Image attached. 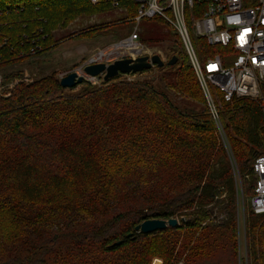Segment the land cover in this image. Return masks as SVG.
I'll return each mask as SVG.
<instances>
[{
  "label": "trees",
  "instance_id": "obj_1",
  "mask_svg": "<svg viewBox=\"0 0 264 264\" xmlns=\"http://www.w3.org/2000/svg\"><path fill=\"white\" fill-rule=\"evenodd\" d=\"M118 2L134 21L138 3ZM112 5L0 0V71L56 48L55 31L79 17L111 12ZM196 9L186 10L189 28L203 15ZM105 28H88L77 37ZM140 41L167 42L161 33L141 35ZM193 45L202 58L226 51L203 39ZM180 46L172 56L178 58L173 73L101 79L95 87L85 82L78 92L79 86L64 89L53 75L29 82L22 73H3L0 264H153L157 258L179 264L185 254L184 264H264V215L249 205L246 260L239 256L237 189L238 175L247 198L254 194L252 162L264 153V111L248 99L216 101L234 168ZM217 204L225 214L220 222L211 220ZM178 216L183 224L176 228L135 232L147 219Z\"/></svg>",
  "mask_w": 264,
  "mask_h": 264
},
{
  "label": "built area",
  "instance_id": "obj_2",
  "mask_svg": "<svg viewBox=\"0 0 264 264\" xmlns=\"http://www.w3.org/2000/svg\"><path fill=\"white\" fill-rule=\"evenodd\" d=\"M135 1L139 5L135 21L159 17L180 38L215 121L217 133L223 139L232 165L236 168L230 146L225 140L215 100L219 96L226 103H231L234 99H248L258 103L264 111V0ZM90 2L96 5L99 0ZM114 2V5L118 4V0ZM195 4V11L203 15L193 18L189 28L186 23V10H192ZM136 30L113 48L100 51L91 63L108 65L123 58L137 59L155 55L152 48L140 41L138 29ZM193 38L203 39L208 46H220L226 51L202 58L194 48ZM158 55L163 57L162 54ZM79 75L84 76L88 82L100 79L86 76L82 72ZM130 76L134 75H127ZM211 87L218 95H213ZM252 177L254 194L248 198V205L254 214L264 215V153L253 160ZM240 184H243L241 179ZM240 196L243 199L242 188L239 191ZM240 202L242 201H239L242 206Z\"/></svg>",
  "mask_w": 264,
  "mask_h": 264
},
{
  "label": "rangeland",
  "instance_id": "obj_3",
  "mask_svg": "<svg viewBox=\"0 0 264 264\" xmlns=\"http://www.w3.org/2000/svg\"><path fill=\"white\" fill-rule=\"evenodd\" d=\"M112 2V6L113 8L115 7V10L107 12L106 14H104L105 12L103 11L93 16L82 18L79 17L69 23L66 28L55 31L54 38L59 43L56 48L50 50L45 54H41L24 64H17L13 67L7 68L6 70L0 71V83L4 74L11 73H22L24 77L29 80V82H31V80H40L44 77L52 75L56 76L60 81L63 76H67L74 71L78 73L82 72V74H84L82 68L92 64L91 62L96 59L100 51L113 48L116 44L120 43L122 40L128 38L131 34L137 31L136 29H138V34L140 36L144 34L161 33V36L166 39L167 42L157 44L155 43V45H144L152 48L154 53L162 54L163 57H161L166 63V60L172 57L174 53H179L181 49L179 40L176 37L174 29L169 24L162 21L159 17H157L155 20L144 19L139 22L137 20L130 21L127 19L126 11L119 9V2L117 5H114V3H116L114 2V0H112ZM102 26H105L107 28L95 32L94 36L92 35L91 37H89V35L86 37H77L78 34L82 33V31H85L88 28H97ZM195 40L196 39L193 38V42H195ZM174 43L175 45L170 48L171 44ZM159 69H162L163 74H169L175 72L178 69V66H165L163 68H157L156 66L148 72L136 74L134 76L127 77V75H120L119 79L126 81L147 80L151 78L152 74H154L156 78H158L160 74ZM101 79L103 78L100 77L98 81L93 80L89 83H91V85L94 87L100 86L103 81H101ZM154 84L157 87L163 86V84L158 80L155 81ZM83 86L84 84L80 85L76 89V92L80 91ZM211 91L214 96L218 95V92L213 87H211ZM177 102L180 103L179 100ZM180 105L183 107V103H180ZM185 106L188 108H192L193 110L196 109L197 111L202 108L200 105L192 106L187 105L186 103ZM240 179L241 178L237 175L238 191H240L241 188L242 190L246 188L244 184H242L241 186ZM239 201H242L240 202L242 206H240V212L238 216V253L240 258L244 261L246 260L244 211L245 208L248 207V198L245 193L243 199L242 196L239 197ZM221 208V205H215L213 209V217L211 218V220L214 219L217 220V222H220L225 219V214L219 211ZM182 218L183 217L181 216L176 217V219L178 220V226L183 224ZM177 252L179 251L177 250ZM185 257L186 254L184 257L179 259V264H184ZM242 263L244 264V262ZM153 264H163V262L161 259L157 258L154 260Z\"/></svg>",
  "mask_w": 264,
  "mask_h": 264
},
{
  "label": "water",
  "instance_id": "obj_4",
  "mask_svg": "<svg viewBox=\"0 0 264 264\" xmlns=\"http://www.w3.org/2000/svg\"><path fill=\"white\" fill-rule=\"evenodd\" d=\"M178 58L172 57L169 62H165L162 57L158 54L152 57L144 56L137 59L123 58L117 60L112 64H90L83 67V73L86 76L92 78L102 77L105 82L113 80L120 75H136L150 71L153 67L163 68L165 65L173 66L177 63ZM81 69V68H80ZM87 80L84 76L79 75L78 72L74 71L63 76L60 79V84L64 89H74L80 85L85 84ZM178 226V220L171 218L169 220L160 219H147L141 224L135 227L137 234L148 235L154 232L165 230L169 227L176 228ZM133 236V233L129 234L128 237ZM122 242L119 241L116 245H120Z\"/></svg>",
  "mask_w": 264,
  "mask_h": 264
}]
</instances>
